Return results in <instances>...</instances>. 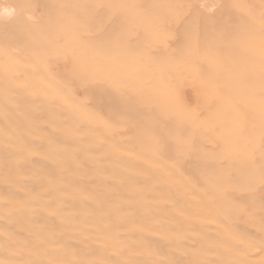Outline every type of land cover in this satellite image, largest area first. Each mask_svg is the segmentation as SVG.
<instances>
[{
  "label": "rangeland",
  "instance_id": "374dc122",
  "mask_svg": "<svg viewBox=\"0 0 264 264\" xmlns=\"http://www.w3.org/2000/svg\"><path fill=\"white\" fill-rule=\"evenodd\" d=\"M0 264H264V0H0Z\"/></svg>",
  "mask_w": 264,
  "mask_h": 264
},
{
  "label": "bare ground",
  "instance_id": "6f19581e",
  "mask_svg": "<svg viewBox=\"0 0 264 264\" xmlns=\"http://www.w3.org/2000/svg\"><path fill=\"white\" fill-rule=\"evenodd\" d=\"M204 3H205V2H204ZM4 8H5V7H4ZM204 9H205V8H204ZM6 10L9 11L8 14H10L11 11H14V10H12V9H11V10L6 9ZM15 11H16V10H15ZM211 12H212V11H211ZM11 13H13V12H11ZM14 13H15V12H14Z\"/></svg>",
  "mask_w": 264,
  "mask_h": 264
}]
</instances>
